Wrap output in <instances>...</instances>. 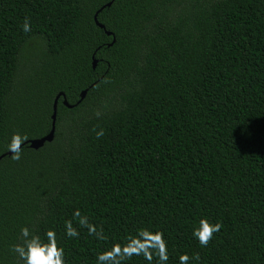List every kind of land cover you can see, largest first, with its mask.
<instances>
[{
  "label": "trees",
  "instance_id": "trees-1",
  "mask_svg": "<svg viewBox=\"0 0 264 264\" xmlns=\"http://www.w3.org/2000/svg\"><path fill=\"white\" fill-rule=\"evenodd\" d=\"M58 92L52 139L0 157V264H23L22 227L53 230L65 264L141 228L167 264H264V0H0V155L48 132ZM201 219L222 225L207 247Z\"/></svg>",
  "mask_w": 264,
  "mask_h": 264
},
{
  "label": "clouds",
  "instance_id": "clouds-1",
  "mask_svg": "<svg viewBox=\"0 0 264 264\" xmlns=\"http://www.w3.org/2000/svg\"><path fill=\"white\" fill-rule=\"evenodd\" d=\"M25 33L31 31L30 21L26 17L21 26ZM96 117H100L102 112L96 110ZM97 139L103 136V130L96 131ZM27 137L19 133H13L7 145L8 151L12 154L11 159L19 161L21 158L22 146ZM74 219L79 227L86 228L90 236H95L103 241L107 239L104 235L103 228L99 230L97 227L89 223L88 218L82 216L77 209L73 213ZM222 225L220 223L212 224L206 219H201L198 226L193 229L192 235L199 242L200 246L207 247ZM21 242L13 244L10 251L14 253L23 264H65L64 249L58 246L56 241V233L53 230H47L44 234L45 239H41L39 235L30 232L29 228L22 227L20 229ZM65 235L69 238H78L79 231L73 226L71 220L65 221ZM133 256H142L145 260L152 264L155 256L159 264H167L169 259L168 246L164 240V234L160 231H151L147 228L139 229L135 235H130L124 243H114L109 248L98 252L96 256L97 264H124ZM190 260L199 261V254L189 257L187 254H181L178 257V264H189Z\"/></svg>",
  "mask_w": 264,
  "mask_h": 264
},
{
  "label": "water",
  "instance_id": "water-1",
  "mask_svg": "<svg viewBox=\"0 0 264 264\" xmlns=\"http://www.w3.org/2000/svg\"><path fill=\"white\" fill-rule=\"evenodd\" d=\"M110 2H107L106 5H109ZM95 15H96V12L93 14V21L94 23L102 28V24L98 23L96 21V18H95ZM106 34H110L109 31H104ZM113 41V39H112ZM110 44V43H109ZM94 64H95V59L93 57H91V67L93 68L94 67ZM85 92H86V89H83L82 91L79 92V97L77 99V101H75V103L73 105H75L76 103H78L85 95ZM61 96L62 97V104L65 105L66 107H71L72 105L70 104H67V102L65 101V99L63 98V94L61 92H58L55 94L54 98H53V101H52V105H51V113H50V128L48 130V132L41 136V137H38V138H32V139H28L26 141H24V143L26 142V144L28 145V147L30 148H33V149H36L38 147H40L44 142H47V141H50L53 137V132H54V121H55V110H56V101H57V98ZM11 154L8 150H6L4 153H2L0 155V157H2L3 155H9Z\"/></svg>",
  "mask_w": 264,
  "mask_h": 264
}]
</instances>
